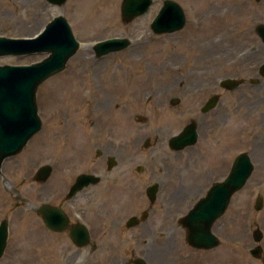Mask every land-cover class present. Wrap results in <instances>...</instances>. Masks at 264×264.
<instances>
[{"label":"rangeland","instance_id":"obj_1","mask_svg":"<svg viewBox=\"0 0 264 264\" xmlns=\"http://www.w3.org/2000/svg\"><path fill=\"white\" fill-rule=\"evenodd\" d=\"M122 1L67 0L57 5L48 0H0V34L31 36L54 16L64 14L83 43L65 69L38 87L42 129L3 162L0 221L9 218L10 237L0 264H132L137 255H146L152 264H264L250 252L258 242L264 248V236L260 241L253 236L257 227L264 233V81L251 88L255 92H245L243 87L216 88L228 93L229 119L211 135L203 160L194 163L192 159L199 144L178 152L183 168L175 169L168 186L178 187L180 182L186 186L166 206L161 199L164 188L157 200L159 208L148 221L130 229L125 225L146 204L153 166L144 174L134 172L136 188L128 194L131 204L122 201L110 215H101L97 204L83 196L73 207L68 203L71 217L80 219L76 216L80 214V220L89 225L100 245L96 251L75 245L67 230H49L35 212L41 202H62L78 173L105 169L104 153L131 154L134 167L143 163L155 148L152 143L141 147L143 138L149 135L154 140L156 134L166 137L182 130L198 104L216 91L210 83L222 76H237L246 66L239 52L258 42L250 28L264 20V0H178L186 11V25L172 33H156L151 22L163 0H154L147 13L129 22L122 18ZM112 36L129 37L132 44L97 57L92 44ZM259 47L264 57V48ZM44 56L2 55L0 64L30 63ZM171 93L181 97L178 105L152 101ZM98 148L103 151L100 157ZM241 151L251 154L255 169L214 224L219 245L196 249L173 217L186 213L223 178ZM45 163L53 165V172L41 181L35 173ZM208 168L211 173H206ZM258 195L263 196L261 209L255 207ZM144 224L150 227L146 240L140 236Z\"/></svg>","mask_w":264,"mask_h":264},{"label":"water","instance_id":"obj_2","mask_svg":"<svg viewBox=\"0 0 264 264\" xmlns=\"http://www.w3.org/2000/svg\"><path fill=\"white\" fill-rule=\"evenodd\" d=\"M55 4H64L66 0H48ZM153 0H123L122 15L126 21L146 12ZM186 16L182 6L175 0H165L162 9L152 23L156 32H171L182 28ZM257 30L264 41V23L257 25ZM71 25L63 15H57L47 23L40 34L30 38H12L0 35V55L31 54L48 52L40 61L31 64H0V172L3 160L18 153L28 140L42 128V119L38 112L37 90L39 85L51 75L63 70L69 58L78 50ZM130 41L126 37H114L99 41L94 45L98 56L127 47ZM264 72V69H263ZM239 80L226 77L222 85L235 88ZM197 130L194 122L189 123L184 130L171 139V146L184 148L195 143ZM254 169V164L248 152H241L234 160L230 173L217 181L201 197L193 208L181 219L187 228V240L197 248L210 249L220 242L213 231L214 222L226 211L232 195L248 181ZM52 166L47 164L39 168L37 178L46 180L51 174ZM95 175L82 173L73 186L72 193L91 182H96ZM255 207H263V196L256 199ZM37 211L43 215L45 223L50 228L61 230L68 226L65 211L49 203L41 204ZM135 223L131 218L129 224ZM72 237L80 245L90 240L87 227L83 224L74 225ZM9 235L8 219L0 223V258L5 251ZM261 228L254 230L255 240H261ZM256 257L263 254L262 245L251 248ZM264 262V258H263ZM133 264H150L144 258H137Z\"/></svg>","mask_w":264,"mask_h":264},{"label":"flooded vegetation","instance_id":"obj_3","mask_svg":"<svg viewBox=\"0 0 264 264\" xmlns=\"http://www.w3.org/2000/svg\"><path fill=\"white\" fill-rule=\"evenodd\" d=\"M250 29H252L254 32V38L258 37L259 40L258 42H252L250 47H244L239 52L242 60V65L246 66L241 68L240 72L237 75V77L241 81L238 88L243 87V90L245 92L246 90L255 92L251 90V88L256 89L264 81V57L261 56L262 50L259 47L263 46L264 48V43L262 42V39L258 34L255 25H253V27H251ZM210 84L213 89H216L220 86L221 89H224L226 91H234L221 86L219 79L217 80V82L214 83L212 81V83ZM205 86H207V84ZM195 87H199L198 83H195ZM227 95L228 93L224 91H218L217 89L216 91H212L205 101H202L198 104L199 107L196 108V113H194V115H192L190 117V120L188 121L195 122L198 131V140L195 145L199 144L200 146L196 148V152L192 155L194 163H197L206 158L208 150L211 146L209 145L211 142V135H213L216 130L218 131V129L222 128L226 124V121L229 119L230 100ZM176 96L179 97L178 100L175 99ZM148 98L151 99V95L148 96ZM152 101L156 102L158 105H167L168 103L178 105L181 101V97L179 95L171 93L168 96H161L160 100ZM209 117H211V119H209ZM136 118L143 120L147 119V117H143L142 115H136ZM262 120L264 121V118H262ZM156 135L157 136L154 138V140L152 139V136L146 135L141 143V147L143 146L144 148L150 147L151 143L155 146L154 150L150 151L147 156L149 160L148 158H145L143 163H136L134 167L135 157L131 154L124 156L116 153H104V162L102 166L106 168L101 169L100 171L96 169L95 172H98V174H100L99 181L96 184H92L78 191L72 197H69L66 192L65 199L62 202L59 201L57 203H59V205L64 208L72 223L79 221L71 217L69 207L67 206L69 202H72L71 206L73 207L74 204L77 203V200H79V197L83 196L86 197L89 202L94 201L97 204L98 211L101 215H103L104 217L110 215L117 209V206L121 204L122 201H124L125 205L126 203H128V200L130 199L128 194L134 188H136L134 187V172L138 171L139 173L144 174L145 171H148V166L149 168L153 166V174L151 176V180L146 185V204L144 203V205L139 209L137 213H132L131 216L126 220L125 225L127 228L130 229L133 226L148 221L151 215L157 211L158 206L156 207V205H158L157 200L159 199V193L164 188H167V191L162 192L163 197H161V199H163V205L166 206L165 204H168V201L173 199V195L178 192V189L186 186V184L182 182H180V185L178 187L168 186V182L172 180V175L175 174V169L181 170L183 168V164H181V161H178L180 159L178 152L181 150H177L171 147L170 138L173 136V134L166 135V137H161L158 134ZM160 141L163 147L159 143ZM158 144H160L161 147H157ZM168 150L170 151V153H167ZM102 154L103 151L102 149H100V152H98L97 156L100 157L102 156ZM111 157L114 161L112 167H110ZM211 172L212 169L208 168L206 173ZM73 182L74 180L72 181V183ZM152 184H157V192L153 199L149 198L147 194V189ZM94 186H97L98 188L96 190H90V188ZM128 204L130 205L131 202ZM131 218H134L135 223L129 224V220ZM173 220L175 223L181 226L178 217H173ZM123 221L124 220L122 219L121 222ZM143 228L144 233H141L140 236L145 238L142 240H146L149 236V232L147 231H150V227H148L147 224H144ZM99 246V243L95 241L94 247L90 245L89 252L92 253L96 251ZM138 257H146V255L134 256L131 262Z\"/></svg>","mask_w":264,"mask_h":264},{"label":"bare ground","instance_id":"obj_4","mask_svg":"<svg viewBox=\"0 0 264 264\" xmlns=\"http://www.w3.org/2000/svg\"><path fill=\"white\" fill-rule=\"evenodd\" d=\"M71 135H72V136H75L76 134L71 132ZM66 142H67V141H66Z\"/></svg>","mask_w":264,"mask_h":264}]
</instances>
